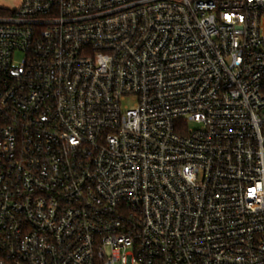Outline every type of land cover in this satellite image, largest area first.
<instances>
[{"label":"built area","instance_id":"1","mask_svg":"<svg viewBox=\"0 0 264 264\" xmlns=\"http://www.w3.org/2000/svg\"><path fill=\"white\" fill-rule=\"evenodd\" d=\"M0 264H264V0L1 14Z\"/></svg>","mask_w":264,"mask_h":264},{"label":"rangeland","instance_id":"2","mask_svg":"<svg viewBox=\"0 0 264 264\" xmlns=\"http://www.w3.org/2000/svg\"><path fill=\"white\" fill-rule=\"evenodd\" d=\"M21 3L22 0H0V9L13 12L20 7Z\"/></svg>","mask_w":264,"mask_h":264},{"label":"trees","instance_id":"3","mask_svg":"<svg viewBox=\"0 0 264 264\" xmlns=\"http://www.w3.org/2000/svg\"><path fill=\"white\" fill-rule=\"evenodd\" d=\"M4 12H5V10H1V9H0V15H1V14H4Z\"/></svg>","mask_w":264,"mask_h":264}]
</instances>
